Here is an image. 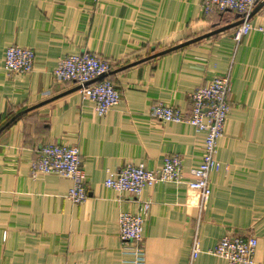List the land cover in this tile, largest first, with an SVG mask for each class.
<instances>
[{
  "label": "crops",
  "instance_id": "obj_1",
  "mask_svg": "<svg viewBox=\"0 0 264 264\" xmlns=\"http://www.w3.org/2000/svg\"><path fill=\"white\" fill-rule=\"evenodd\" d=\"M232 10L204 12L202 0H0V264H135L118 235V215L150 209L143 225V264H228L210 254L227 234L256 237L264 264V11L239 41ZM34 51L26 74L3 67L9 45ZM176 46H179L175 48ZM174 48V49H171ZM90 52L109 61L120 94L105 115L59 82V58ZM228 73L231 89L220 169L209 176L203 208L188 187L201 159L203 135L187 123L160 122L150 108L190 110V93ZM75 145L88 197H66L73 181L31 173L42 144ZM180 160L179 182L146 186L139 198L103 184L126 164ZM140 200V201H139ZM200 252L191 260L194 239Z\"/></svg>",
  "mask_w": 264,
  "mask_h": 264
},
{
  "label": "built area",
  "instance_id": "obj_2",
  "mask_svg": "<svg viewBox=\"0 0 264 264\" xmlns=\"http://www.w3.org/2000/svg\"><path fill=\"white\" fill-rule=\"evenodd\" d=\"M260 2L264 0H202V8L205 13L214 9L237 12L242 22L235 28L233 40L239 42L252 29L251 14ZM258 11H264V4ZM257 28L264 33V24ZM33 58L34 51L31 48L12 44L4 50L3 67L8 72L26 74L33 69ZM110 70L109 61L93 53L83 52L59 58L53 70V78L59 82L76 83L81 97L92 101L95 113L103 116L120 101L118 90L107 78ZM230 89V76L226 73L212 78L190 93L191 106L188 113L164 103L150 108V115L160 122L187 123L203 135L201 159L190 168L191 179L187 182L188 187L198 192V206L201 208L207 204L211 194L210 173L220 169L216 158L217 141L224 132ZM31 173L70 178L73 184L66 197L74 204L81 203L88 197L86 173L79 148L75 145L42 144L31 161ZM181 178L180 160L175 156H166L154 168H148L144 164H126L118 170L109 171L103 184L117 193H128L139 198L146 186L158 182H179ZM139 203L136 213L122 211L117 220L118 235L125 248L133 255L135 264L144 262L143 225L150 209L149 201ZM256 246L257 239L254 236L227 234L208 252L224 258L228 264H255ZM199 252V241L195 238L191 247V260Z\"/></svg>",
  "mask_w": 264,
  "mask_h": 264
},
{
  "label": "water",
  "instance_id": "obj_3",
  "mask_svg": "<svg viewBox=\"0 0 264 264\" xmlns=\"http://www.w3.org/2000/svg\"><path fill=\"white\" fill-rule=\"evenodd\" d=\"M264 2H260L256 7L255 9L253 10L252 14L253 15L254 13H256L262 6H263ZM242 22V19L241 20H238L237 22H235L234 24H231L232 26H235V25H239L240 23ZM179 46H176L175 48H177ZM171 49H174V48H171Z\"/></svg>",
  "mask_w": 264,
  "mask_h": 264
}]
</instances>
